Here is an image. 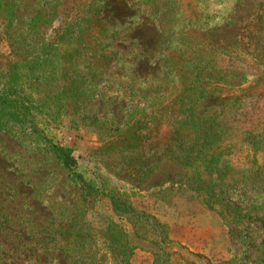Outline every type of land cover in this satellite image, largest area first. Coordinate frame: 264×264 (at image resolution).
<instances>
[{"label": "rangeland", "instance_id": "obj_1", "mask_svg": "<svg viewBox=\"0 0 264 264\" xmlns=\"http://www.w3.org/2000/svg\"><path fill=\"white\" fill-rule=\"evenodd\" d=\"M93 2L17 0L16 26L7 35L0 26V73L27 59L38 41L53 39ZM39 12L46 22L28 34V18ZM99 14L114 33L105 49L110 64L81 58L69 72L93 87L82 105L87 113L119 123L139 104L150 173L137 172L133 155L106 149L108 136L71 111L39 117L45 134L72 150L86 181L126 194L134 209L168 227L170 264H264V0H106ZM215 42L230 46L228 53L213 52ZM64 85L61 77L28 91L39 101ZM189 85L206 92L198 115L225 128L215 152L227 169L208 167L202 183L157 150L171 125L166 113L177 109ZM26 147L22 138L0 135V264H118L100 235L110 220L136 247L130 263L153 264L161 243L152 220L130 224L113 213L107 198L84 202L49 156ZM69 218L72 234L88 227L84 251L67 240L43 248L46 229L52 236Z\"/></svg>", "mask_w": 264, "mask_h": 264}, {"label": "trees", "instance_id": "obj_2", "mask_svg": "<svg viewBox=\"0 0 264 264\" xmlns=\"http://www.w3.org/2000/svg\"><path fill=\"white\" fill-rule=\"evenodd\" d=\"M105 1L97 0L90 3L88 7L94 9L89 8L82 16L78 13L73 21L64 22L53 39L38 41L35 51L27 59L16 63L7 72L0 73V135L22 138L26 148L49 156L65 172L68 181L79 189L84 202L107 198L113 213L130 224L141 218L152 220L154 226L160 230L161 243L158 252L153 253V264H170V253L164 249L168 243L166 235L168 227L134 209L126 194L108 190L95 180L86 181L78 172L72 150L54 143L45 134L39 120V117L43 116L57 117L61 115V110L65 111L64 113L71 111L80 117L82 123H87L108 136L110 140L106 149L110 152L133 155L134 164L139 167L137 172L142 171L143 175H149L150 169L147 168L144 159L147 156L143 144L145 136L141 134L145 122L137 117L139 115L136 110L139 104L131 107L132 111L119 123L113 119L87 113L82 105L93 96V87L85 78H73L69 72L70 68L78 65L81 58L90 64H100L103 67L110 64L111 56L105 49L114 42V33L106 28L99 14ZM16 2L17 0H0V26L4 35H7L18 22ZM44 22L45 13L39 12L29 17L26 22L27 33H36ZM95 31H98V34L92 37ZM90 42L93 45H90ZM232 42L235 43L233 39ZM215 43L219 44H215L213 52L228 53L226 48L230 46ZM204 68L195 70V76L201 78L204 72L199 71ZM63 71L66 73L61 76L59 73ZM185 75L186 72L180 76L186 77ZM61 77H65L66 85L58 93L36 101L28 91L34 84L54 82ZM181 91L182 101L176 106L177 109L172 106L169 114L166 113L170 115L171 125L164 137L165 143L157 150H161L162 154L176 165L190 170L195 175L194 183H202L200 174L208 167L221 168L220 173L227 169L224 166L225 162L219 163L215 152L221 144L220 138L225 128L222 125H209L203 114L198 115L199 104L207 98L206 92L190 85ZM191 96L193 98H190ZM153 114L150 116L155 118L153 120L155 122L156 117ZM68 221V225L54 231L52 236L47 233L49 229H46V233L40 237L43 248H49L48 245L56 247L57 242L67 240L77 246L80 253L84 251L90 236L87 225L77 228L80 233L73 231L72 234L71 230L75 224L72 218ZM100 235L107 246V251L117 259L118 264H131L130 260L136 247L130 243L121 225L110 220ZM50 241L53 244H50Z\"/></svg>", "mask_w": 264, "mask_h": 264}]
</instances>
